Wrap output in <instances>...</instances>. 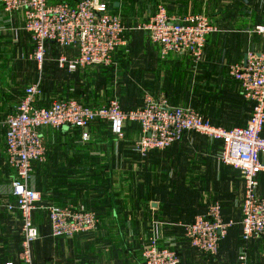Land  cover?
<instances>
[{
    "label": "crops",
    "instance_id": "crops-1",
    "mask_svg": "<svg viewBox=\"0 0 264 264\" xmlns=\"http://www.w3.org/2000/svg\"><path fill=\"white\" fill-rule=\"evenodd\" d=\"M78 0H49L50 3ZM118 14L127 29L150 17L154 8L165 6L176 18L202 15L215 32L207 38L203 61L193 68L185 54H171L161 61L158 49L143 32H126L127 51L113 55L109 67H90L68 73L57 67L64 55L74 58L75 50L45 45V63L25 86L20 84L17 59L4 61V27L18 26L16 15L0 8V203H12L11 177L4 146L3 122L19 104L28 84L41 81L37 107H47L59 98L89 105H101L116 98L124 111L141 106L136 90L146 89L170 105L190 106L216 127H237L234 117L249 114L252 105L242 97L228 68L245 63L249 52H258L261 38L254 33L264 24V0H101ZM156 6V7H155ZM12 29L11 32H13ZM12 53V52H11ZM185 81V82H183ZM187 86L189 102L176 104L167 91ZM201 95V96H200ZM210 95V97H209ZM217 99L220 102H217ZM228 120L232 121L224 126ZM229 123V122H228ZM132 123L123 140H117L107 123H92L83 131L71 127L41 131L46 149L43 163L32 164L30 187L41 196L33 222L40 238L32 245L33 264L57 261L61 264H142L141 250L151 234V223L160 222L161 238L176 241L181 264H230L240 244V204L243 181L240 174L218 161L221 143L188 134L163 151L141 157L131 145L139 135ZM264 133V132H263ZM259 194L264 197V175L259 176ZM219 203L223 222H233L215 258L191 248L183 237V225L204 215L208 206ZM72 207L95 215L92 231L72 240L54 239L45 208ZM20 219L17 212H0V264L19 263ZM251 264H264V238L248 244Z\"/></svg>",
    "mask_w": 264,
    "mask_h": 264
},
{
    "label": "built area",
    "instance_id": "built-area-1",
    "mask_svg": "<svg viewBox=\"0 0 264 264\" xmlns=\"http://www.w3.org/2000/svg\"><path fill=\"white\" fill-rule=\"evenodd\" d=\"M0 8L8 16L16 15L33 46L29 59L39 69L45 63V45L75 50L74 58L61 55L57 67L68 73L89 67H109L113 55L128 53L124 34L143 32L158 49L159 59L167 61L171 54H185L193 68L203 61L207 38L215 32L213 24L202 15L176 18L165 6L156 7L153 15L127 29L121 17L111 12L101 0H78L74 3H50L49 0H0ZM261 38L258 52H249L245 63L228 68V76L238 83L244 100L252 105L244 126L231 129L216 127L190 106L170 105L164 96L144 93L139 108L124 111L116 98L96 107L74 99L60 98L47 107H37L41 81L24 90L18 106L4 118V146L7 164L12 172V203L1 204L0 212H17L20 219L19 263L33 264L32 245L40 235L33 222L41 196L30 187L32 164L43 163L46 149L41 131L45 128L71 127L83 131L88 140V127L95 122L107 123L111 134L123 140L128 125L139 126V135L131 145L133 152L145 157L151 151H163L183 140L188 134L221 143L218 161L240 174L243 196L240 204V244L237 264H249L248 244L264 238V197L259 194V176L264 175V24L254 28ZM54 239L72 240L93 230V213L72 207L45 208ZM233 222L221 218V206L213 203L204 215L183 225V237L196 251L215 258L221 242ZM160 222L151 223V234L141 250L142 264H181L176 241L161 238ZM4 264H15L8 261ZM46 264H61L49 261Z\"/></svg>",
    "mask_w": 264,
    "mask_h": 264
},
{
    "label": "rangeland",
    "instance_id": "rangeland-1",
    "mask_svg": "<svg viewBox=\"0 0 264 264\" xmlns=\"http://www.w3.org/2000/svg\"><path fill=\"white\" fill-rule=\"evenodd\" d=\"M154 11H155V8H154L153 12L151 13L150 17L153 15ZM12 29H15V30H13V32H11ZM127 32H129V31H127ZM2 33L5 34L4 35V48H3L4 49L3 50L4 51V61L6 62L7 60L14 59V62H15V59H17L18 67L20 68V73H21L20 84H21V87H23L30 80H32L34 78L35 72L38 74V72L41 71L42 67H41V69H39L37 64L29 59V55L32 52L33 46L29 40L28 35L24 31L21 30V25H20V27H18V26L4 27ZM125 35H126V33L124 34V36ZM82 70L88 71V70H91V68L89 67V68L82 69ZM183 82H185V81H183ZM34 83L35 82L28 84V85H32ZM145 90L146 89L138 88L135 92L136 97L141 100L144 93H149V92L153 93V91H150V90L145 91ZM167 93H169V95L171 96V100L173 102H175L176 104L182 105V104H186L187 102H189V98H188L189 96L188 95L190 92L187 90V86H184L183 84H180L179 89L177 88L176 90H173L172 92L167 91ZM209 97H210V95H209ZM217 102H220V100L217 99ZM248 115L249 114H246V111H245L244 115H242V116L238 115L237 117H234L233 121H235V123L237 122V124L239 123V125H241L242 122H244L246 120ZM228 122L224 123L223 125L224 126L229 125L230 122H232V121L228 120ZM8 169L10 171V174H12L10 168H8ZM235 257L236 256H234V252L231 253L230 260H229L230 264H236V262L234 260ZM250 261H251V258H250V253H249V264H251Z\"/></svg>",
    "mask_w": 264,
    "mask_h": 264
},
{
    "label": "trees",
    "instance_id": "trees-1",
    "mask_svg": "<svg viewBox=\"0 0 264 264\" xmlns=\"http://www.w3.org/2000/svg\"><path fill=\"white\" fill-rule=\"evenodd\" d=\"M51 44H54V43H51ZM79 102H81V101H79ZM107 102V101H106ZM105 102V103H106ZM83 103V102H82ZM84 104H86V103H84ZM86 105H89V104H86ZM89 106H92V105H89ZM96 106H99V105H94V106H92V107H96ZM264 132V131H263ZM263 136H264V133H263Z\"/></svg>",
    "mask_w": 264,
    "mask_h": 264
}]
</instances>
